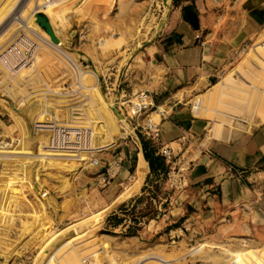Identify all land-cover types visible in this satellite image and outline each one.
I'll return each instance as SVG.
<instances>
[{
	"label": "rangeland",
	"instance_id": "obj_1",
	"mask_svg": "<svg viewBox=\"0 0 264 264\" xmlns=\"http://www.w3.org/2000/svg\"><path fill=\"white\" fill-rule=\"evenodd\" d=\"M35 1L0 0V264H264L263 200L204 210L182 232L164 226L171 189L154 186L129 202L145 164L118 197L100 183L146 116L128 118L120 105L137 94H117L131 74L153 67L146 50L171 0H64L54 11ZM206 1L226 20L237 2ZM36 15L47 17L57 43ZM197 82L187 95L208 123L205 144L264 122V26ZM49 124L83 129L84 150L50 148ZM251 183L264 194V176Z\"/></svg>",
	"mask_w": 264,
	"mask_h": 264
},
{
	"label": "crops",
	"instance_id": "obj_2",
	"mask_svg": "<svg viewBox=\"0 0 264 264\" xmlns=\"http://www.w3.org/2000/svg\"><path fill=\"white\" fill-rule=\"evenodd\" d=\"M171 2L167 24L146 50L153 67L131 74L125 79L129 85L117 94L121 100L146 92L153 112L137 119L135 133L112 154L110 168L99 177L118 197L120 189L135 188L137 172L145 164L139 193H133L129 202L154 186L171 189L166 199L169 213L163 219L169 222L164 226L180 225L183 232L181 227L204 210L264 201L262 190L251 186L264 176V122L237 127L228 138L205 144L208 123L197 119L187 95L197 81L222 66L232 49L264 26V0H237L228 20L213 13L204 0ZM153 114L159 116L156 140L143 130ZM144 141L150 146L152 167L145 158Z\"/></svg>",
	"mask_w": 264,
	"mask_h": 264
},
{
	"label": "built area",
	"instance_id": "obj_3",
	"mask_svg": "<svg viewBox=\"0 0 264 264\" xmlns=\"http://www.w3.org/2000/svg\"><path fill=\"white\" fill-rule=\"evenodd\" d=\"M47 1L49 2L53 0ZM9 52H12V50H10ZM26 55L27 56L22 59L19 68L25 67L29 63L31 54L26 53ZM152 108L153 106L150 101V95L146 92H141L135 96L134 100H131L127 103H122V105H120L121 112L126 114V116L131 120H133L134 118H138L149 111H152ZM49 125L52 129L50 148L54 150L70 152L73 150H84L82 149V147H86L85 143L87 142L86 139L88 138V136L83 129L67 127L57 128L52 124ZM143 130L145 131V136L147 138L151 140H156L159 138L158 126L155 125L151 120L147 121Z\"/></svg>",
	"mask_w": 264,
	"mask_h": 264
},
{
	"label": "bare ground",
	"instance_id": "obj_4",
	"mask_svg": "<svg viewBox=\"0 0 264 264\" xmlns=\"http://www.w3.org/2000/svg\"><path fill=\"white\" fill-rule=\"evenodd\" d=\"M45 1H47V0H36L35 2H34V5H45ZM64 0H53V1H49V2H51L52 4H50L49 5V7L46 5V8L48 9V10H51V11H54V9H55V7L57 6V4L58 3H61V2H63ZM68 2V1H67ZM15 4H16V2H14ZM13 3V4H14ZM69 3V2H68ZM12 4V5H13ZM13 8V7H12ZM58 8V7H57ZM61 9V8H60ZM63 11H64V9H63ZM37 16V15H36ZM1 17V16H0ZM5 17V16H4ZM37 19V18H36ZM28 20V19H27ZM38 24V23H37ZM39 25V24H38ZM28 26H29V24H28ZM31 26V25H30ZM40 26V25H39ZM41 27V26H40ZM30 28V27H29ZM31 28H32V26H31ZM30 28V29H31ZM34 28V27H33ZM29 29V30H30ZM45 30V29H44ZM48 34V33H47ZM49 35V34H48ZM50 36V35H49ZM51 37V36H50ZM51 39H52V37H51ZM45 41H47V39L45 38L44 39ZM52 41H53V39H52ZM49 42V41H48ZM54 42V41H53ZM55 43H57V42H55ZM2 52V51H1ZM1 54V53H0ZM11 72V71H10ZM2 73H4L3 71H2ZM7 73V72H6ZM5 73V74H6ZM33 73V72H32ZM16 76V75H15ZM4 78L3 79H5V77H7L8 78V75L7 76H3ZM23 77V76H22ZM21 77V78H22ZM23 79H24V77H23ZM8 81H9V79H8ZM13 81H14V79H13ZM29 81V80H28ZM27 81V82H28ZM7 82V81H6ZM11 82V81H10ZM22 82H24V81H22ZM9 83V82H8ZM12 83V82H11ZM84 83V82H83ZM29 84V83H28ZM85 84V83H84ZM3 85V84H2ZM1 86V85H0ZM16 86V85H15ZM18 86V85H17ZM16 86V87H17ZM6 87V86H5ZM8 89H10V87L8 88ZM19 89H20V87H19ZM21 89H23L22 87H21ZM11 90V89H10ZM10 90H8V92L10 91ZM14 91V90H13ZM17 91V90H16ZM22 91V90H21ZM25 92V91H24ZM10 93V92H9ZM8 93V94H9ZM43 94V93H42ZM21 95V94H20ZM41 95V94H40ZM12 96V95H11ZM16 98V97H15ZM40 103V102H39ZM30 106V105H29ZM93 128V127H92ZM49 132H51L52 133V131H49ZM49 136V135H48ZM88 136V135H87ZM51 139H52V134H51V136L49 137V143L51 142Z\"/></svg>",
	"mask_w": 264,
	"mask_h": 264
},
{
	"label": "water",
	"instance_id": "obj_5",
	"mask_svg": "<svg viewBox=\"0 0 264 264\" xmlns=\"http://www.w3.org/2000/svg\"><path fill=\"white\" fill-rule=\"evenodd\" d=\"M37 23L43 28L45 29V31L52 37L54 42H58V39L55 37V34L53 32V29L50 25L49 20L47 19V17H43L41 15H37Z\"/></svg>",
	"mask_w": 264,
	"mask_h": 264
},
{
	"label": "trees",
	"instance_id": "obj_6",
	"mask_svg": "<svg viewBox=\"0 0 264 264\" xmlns=\"http://www.w3.org/2000/svg\"><path fill=\"white\" fill-rule=\"evenodd\" d=\"M143 146H144V152H145V158L146 160L150 163L151 167H152V160H151V156H150V152H149V144L147 142H143ZM159 167H161V164H159Z\"/></svg>",
	"mask_w": 264,
	"mask_h": 264
}]
</instances>
